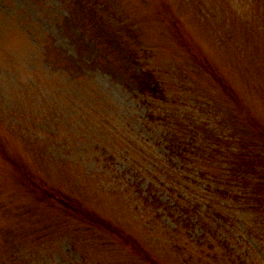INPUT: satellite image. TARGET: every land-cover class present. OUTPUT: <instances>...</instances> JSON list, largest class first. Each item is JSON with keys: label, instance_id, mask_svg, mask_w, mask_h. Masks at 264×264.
Here are the masks:
<instances>
[{"label": "rangeland", "instance_id": "374dc122", "mask_svg": "<svg viewBox=\"0 0 264 264\" xmlns=\"http://www.w3.org/2000/svg\"><path fill=\"white\" fill-rule=\"evenodd\" d=\"M88 4L97 16L88 18ZM8 15L17 23L4 21ZM94 17L116 33L124 52L161 74L168 99L162 109L182 113L177 106L195 105L194 94L226 104L199 52L264 119V0H0V264H142L105 232L37 202L2 150L166 264H197L198 258L264 264V224L259 236L249 235L251 218L243 219V233L234 229L230 248L213 241L206 259L210 246L199 247L198 231L176 235L167 213L149 204L148 168L138 170L142 175L132 169L124 149L116 154V140L131 137L129 150L155 158L167 153L166 145L160 130L146 126L148 107L128 75L101 59L104 47H114L106 38L95 41ZM21 23L37 42L27 43ZM39 44L58 49L69 74L51 71ZM157 188L164 205L168 196ZM178 245L186 247V258Z\"/></svg>", "mask_w": 264, "mask_h": 264}, {"label": "trees", "instance_id": "16d2710c", "mask_svg": "<svg viewBox=\"0 0 264 264\" xmlns=\"http://www.w3.org/2000/svg\"><path fill=\"white\" fill-rule=\"evenodd\" d=\"M87 13L88 18L97 16L95 7L89 4ZM4 21L12 24L17 23L18 19L8 15ZM93 23L98 28L95 41L106 38L114 47L112 52L104 47L101 59L116 72L128 75L126 77L135 85L138 97L148 107L146 126L162 132L161 142L165 143L167 150L163 157L155 158L142 149H136V152L129 150L131 137L121 135L122 139L116 140L117 147H121L120 150L117 148L116 154L122 153L124 149L122 156L132 163V169L142 175V171L138 170L148 168L151 178L146 190L149 204L159 214L167 213L175 223L173 230L176 235L181 231H198L199 247L210 246L206 250V259L208 251H214L213 241L230 248V240L235 239L234 229L238 234L243 231L240 229L243 219L248 222L251 218L252 221L251 226H246L245 234L259 236V227L264 224V119L248 109L238 90L221 76L207 56L198 55L199 52L196 57L200 66L216 83L226 104H215L212 99L194 94L190 101L195 105L177 106L185 109L182 113L177 109H162L161 104L168 102V99L161 74L144 67L134 54L124 52L116 33L110 31L97 17H94ZM20 28L18 31L28 44L37 42L22 23ZM38 46L48 59L47 63L52 66L51 71L60 70V74H69L71 69L65 65L66 59L58 49L50 45ZM122 61L124 63L121 65ZM1 153L9 165L19 169L20 179L24 180L37 202L44 203L51 210L61 209L80 223L105 232L139 257L142 264H166L134 235L72 195L35 179L22 169L23 164L18 159L10 157L4 150ZM112 156L116 158L111 152ZM150 163L152 167L147 165ZM162 167L166 169L164 172ZM158 185L168 196L165 206L157 192ZM178 248L186 258V247L178 245ZM188 256L190 259L191 255ZM198 260L197 264H216L215 260Z\"/></svg>", "mask_w": 264, "mask_h": 264}]
</instances>
